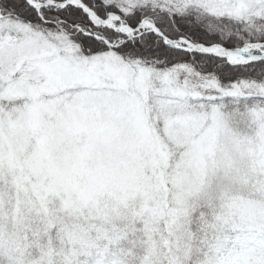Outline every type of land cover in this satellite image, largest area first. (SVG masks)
<instances>
[{"label":"snow or ice","instance_id":"snow-or-ice-1","mask_svg":"<svg viewBox=\"0 0 264 264\" xmlns=\"http://www.w3.org/2000/svg\"><path fill=\"white\" fill-rule=\"evenodd\" d=\"M0 264H264V0H0Z\"/></svg>","mask_w":264,"mask_h":264}]
</instances>
